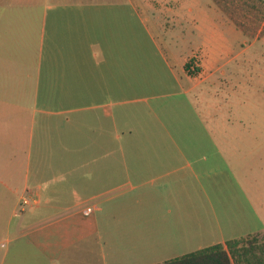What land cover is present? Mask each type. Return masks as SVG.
<instances>
[{"label": "crops", "instance_id": "1", "mask_svg": "<svg viewBox=\"0 0 264 264\" xmlns=\"http://www.w3.org/2000/svg\"><path fill=\"white\" fill-rule=\"evenodd\" d=\"M108 1L0 0V264H162L264 235L263 181L241 180L263 164L228 136L215 74Z\"/></svg>", "mask_w": 264, "mask_h": 264}, {"label": "rangeland", "instance_id": "2", "mask_svg": "<svg viewBox=\"0 0 264 264\" xmlns=\"http://www.w3.org/2000/svg\"><path fill=\"white\" fill-rule=\"evenodd\" d=\"M128 1L145 11V18L158 24L157 40L181 59L185 71L186 65H190L187 72L190 76L199 79L203 61L207 72L201 81L215 74L214 81L205 82L221 90L220 94L216 89L220 95L216 94L217 105L229 107L225 112L231 120L227 123L228 136L250 139L244 147L246 164L251 160L263 164L262 172L257 167L242 171L241 180L261 178L263 186L258 197L259 193L264 197V0H219L222 6L216 0L108 2ZM230 15L246 25V32L235 25ZM150 66L153 73L158 72L156 62ZM236 125L241 134L234 129ZM220 130L224 137L226 130Z\"/></svg>", "mask_w": 264, "mask_h": 264}, {"label": "trees", "instance_id": "3", "mask_svg": "<svg viewBox=\"0 0 264 264\" xmlns=\"http://www.w3.org/2000/svg\"><path fill=\"white\" fill-rule=\"evenodd\" d=\"M222 6L219 0H216ZM231 20L242 31L246 25L234 15ZM186 65V70L189 71ZM162 264H264V235H249L228 241L226 246L215 245Z\"/></svg>", "mask_w": 264, "mask_h": 264}, {"label": "built area", "instance_id": "4", "mask_svg": "<svg viewBox=\"0 0 264 264\" xmlns=\"http://www.w3.org/2000/svg\"><path fill=\"white\" fill-rule=\"evenodd\" d=\"M25 204H28L27 201L24 202ZM91 212V209H87L86 213H90Z\"/></svg>", "mask_w": 264, "mask_h": 264}]
</instances>
